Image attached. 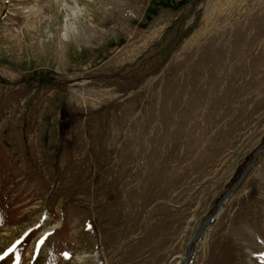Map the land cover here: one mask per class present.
Returning <instances> with one entry per match:
<instances>
[{
	"label": "rangeland",
	"instance_id": "rangeland-1",
	"mask_svg": "<svg viewBox=\"0 0 264 264\" xmlns=\"http://www.w3.org/2000/svg\"><path fill=\"white\" fill-rule=\"evenodd\" d=\"M262 148L264 0H0V264H264Z\"/></svg>",
	"mask_w": 264,
	"mask_h": 264
},
{
	"label": "water",
	"instance_id": "water-1",
	"mask_svg": "<svg viewBox=\"0 0 264 264\" xmlns=\"http://www.w3.org/2000/svg\"><path fill=\"white\" fill-rule=\"evenodd\" d=\"M264 151V148L260 149L256 154L255 156L253 157V160L251 161V163L247 166L245 172L241 175V177L239 178V181L236 183V185L228 192V194L220 201L219 205H218V208H217V211L215 213V215H213L205 224L204 226L202 227L201 231L197 234V236L194 238V240L192 241V244L196 241H198L205 229L208 227V225L215 219H217L219 217V215L221 214L222 212V209H223V206L228 202V200L232 197V195L234 194V192L236 191V189L239 187V185L242 183V181L244 180L245 178V175L247 174V172L250 170V168L253 166L255 160L257 159L258 155ZM191 253H192V250H191V247L188 249V252H187V256L185 258L184 261L178 263V264H187L188 261L190 260L191 258Z\"/></svg>",
	"mask_w": 264,
	"mask_h": 264
}]
</instances>
